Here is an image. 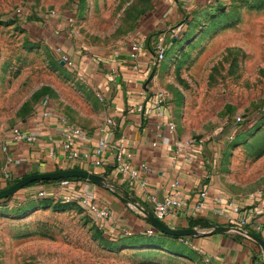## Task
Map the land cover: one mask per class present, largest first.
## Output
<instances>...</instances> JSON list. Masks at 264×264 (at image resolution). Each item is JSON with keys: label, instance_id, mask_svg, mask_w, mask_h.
Wrapping results in <instances>:
<instances>
[{"label": "rangeland", "instance_id": "374dc122", "mask_svg": "<svg viewBox=\"0 0 264 264\" xmlns=\"http://www.w3.org/2000/svg\"><path fill=\"white\" fill-rule=\"evenodd\" d=\"M150 35L167 50L155 89L202 154L203 183L238 199L264 190V0H0V136L47 98L80 125L98 123L96 76ZM52 184L45 196L30 190L41 183L0 200V264H209L197 238L124 236Z\"/></svg>", "mask_w": 264, "mask_h": 264}, {"label": "crops", "instance_id": "0c3cea01", "mask_svg": "<svg viewBox=\"0 0 264 264\" xmlns=\"http://www.w3.org/2000/svg\"><path fill=\"white\" fill-rule=\"evenodd\" d=\"M189 1L186 0V2ZM118 55L119 58H114L106 65L109 73L98 74L93 82L96 90L101 92L105 98V102H103L105 103L104 114L100 121L96 124L81 123V125L72 121L82 128L96 131L106 119L113 118V132L108 135V138L110 142H113L119 141L122 136L125 137L126 151L131 155L127 162L140 170V182L147 183L146 189L143 191L137 185L130 187L122 182V176L112 167L114 152L111 150H108L105 156L106 165L102 164L100 160L96 165L90 164L88 160L78 161L75 165H71L60 153L50 156V148L59 146L63 137L56 117L49 116L43 119L40 117V110L32 120H24L19 126L24 130L37 133L40 136L37 143H13L11 141L12 130L0 136V148L7 147V153L1 155L0 161V190L7 189L9 182L20 180L29 174L53 172L57 169H83L93 172L105 177L113 186V190L89 181L60 182L56 185L60 184L62 188L72 190V193L78 191L87 194L97 203L108 206L112 210V218L104 222L105 227L119 234L121 229H126L131 232L130 236H136L145 234L152 226L142 218L134 206L124 203L113 191L115 190L127 199L135 198L142 207L152 210L153 206L148 197L155 195L163 198L167 194L170 184L174 180H179L181 187L178 190V196L183 206L178 210L176 219L171 223L173 227L185 228L191 218H203L220 225L227 224L218 219L216 214V210L220 206V199L230 198L240 204H246V198L224 196L213 184V180L203 183V180L210 179V176L203 168L202 154L199 149L192 147V158L189 159L185 153L177 155L175 142H185L177 133L176 136H173L167 128L162 127L158 146L153 147L152 144L157 140L158 134L156 119L142 118L134 111V108L143 100L140 93L146 84L148 89L156 91L155 77L153 75L152 80L148 82L142 78L141 74L133 71L129 48L117 53ZM149 58V54L142 56L143 67ZM95 145L96 141L93 139L90 143L82 144V148L91 149ZM9 158L13 161L8 162ZM143 164L148 169H143ZM51 185L53 184L38 185L30 190L46 189ZM206 185L210 186V197L206 208L193 216L192 209L198 199L199 192ZM262 220L264 221V217ZM259 235L264 239V233ZM192 243L209 264H264L262 258L260 259V247L250 240L239 239L236 235L218 234L201 237L194 239Z\"/></svg>", "mask_w": 264, "mask_h": 264}, {"label": "built area", "instance_id": "2783aa9c", "mask_svg": "<svg viewBox=\"0 0 264 264\" xmlns=\"http://www.w3.org/2000/svg\"><path fill=\"white\" fill-rule=\"evenodd\" d=\"M166 51V44L163 37H158L154 42H152V35L132 40L129 44V56L132 61L133 71L141 74L142 78L148 82L151 81L157 67L164 60ZM146 54H149L150 58L145 68L142 66L141 58ZM61 55V62L69 67H73L74 62L71 60L69 54L62 52ZM140 95L143 100L134 108V111L140 114L142 118L156 119L158 134L156 136L157 140L154 141L152 145L153 147H157L158 140L161 137L162 127L167 128L173 136H176L177 127L172 119L171 106L163 91L148 89L147 84L145 88L142 89ZM97 96L100 101L105 102L104 95L101 92H98ZM39 114L43 119L49 116L56 117L61 130V136L63 137L59 146H52L50 148V156H55L60 153L65 156L67 162L71 165H75L78 161L82 160H88L90 164L93 165H96L100 160L102 164L106 165L105 156L108 150H111L114 152L112 167L122 176V182L130 187L137 185L143 191L146 189L147 183L145 181L140 182V170L127 162V159L130 158L131 155L126 151V146L124 145L125 137L122 136L119 141L113 142H110L108 138V135L113 132V118L106 119L96 131H90L82 128L74 121L50 108L48 98L44 101V107ZM39 139L40 136L35 132L24 130L19 126L12 128L11 141L13 143H37ZM93 139L96 141L95 147L91 149L82 148V144L90 143ZM175 144L177 155H183L185 153L189 156V159L193 157V155H191L193 151L192 144L189 141H177ZM4 153H7L6 146L0 148V161L1 155ZM12 161L11 158L8 159V162ZM142 168L148 169L144 164ZM208 185L204 186L199 192L198 199L192 209L193 216H196L206 208L210 197V186ZM111 187L113 189L112 185ZM180 187V181L174 180L163 198H159L155 195L148 197L153 206L151 211L159 220L169 226L173 220L176 219L178 210L183 206L178 196ZM39 195L45 196L46 190L41 189ZM62 199L66 203L80 202L87 205L94 215L103 222L109 221L112 218V210L108 206L97 203L90 196L82 192H74L71 195L62 197ZM220 200V206L216 210L218 219L223 220L225 223H234L235 225L233 226H239L247 231L258 234L264 233V221L262 220L264 217L263 189L248 194L246 197V204H240L230 198H222ZM157 232L158 231L152 227L146 234L148 236H154ZM120 234L130 236L131 232L126 229H121Z\"/></svg>", "mask_w": 264, "mask_h": 264}, {"label": "water", "instance_id": "95a60500", "mask_svg": "<svg viewBox=\"0 0 264 264\" xmlns=\"http://www.w3.org/2000/svg\"><path fill=\"white\" fill-rule=\"evenodd\" d=\"M175 41V40H174ZM62 64H64L62 62ZM72 178H82L86 181L92 182L98 186H105L108 188H112L111 184L106 180L105 177L95 174L93 172L83 170V169H68V170H60V171H53V172H46V173H37V174H30L25 176L24 178L17 181L11 187L0 190V200L7 199L18 191L22 190L26 186L34 183V182H41V181H59V180H66ZM113 190V189H112ZM116 196L121 199L124 203L130 204L136 208V210L140 213L142 218L151 225L154 229L162 234H166L173 237H191V238H201V237H209L218 234L226 235H239L243 238L250 240L256 243L261 250V257L264 263V239L258 237L251 233L250 231L245 230L239 226H228V225H216L212 229L208 230H201L198 228H181L177 229L167 225L166 223L159 220L154 213L142 207L137 199L131 198L127 199L120 195L115 190L113 191Z\"/></svg>", "mask_w": 264, "mask_h": 264}, {"label": "trees", "instance_id": "16d2710c", "mask_svg": "<svg viewBox=\"0 0 264 264\" xmlns=\"http://www.w3.org/2000/svg\"><path fill=\"white\" fill-rule=\"evenodd\" d=\"M56 171H60L59 169H57ZM30 175V174H29ZM66 180H83L84 181V179H82V178H72V179H66ZM66 180H59V181H48V180H46V181H41V182H34V183H32V184H30V185H28V186H26V187H29V186H33V185H35V184H52V183H57V182H62V181H66ZM17 181H19V180H15V181H13L10 185L12 186L13 184H15ZM8 184V186H10ZM10 186V187H11ZM25 187V188H26ZM9 188V187H8ZM216 225H220V224H216V223H213V222H211L210 220H207V219H203V218H196V219H190L189 220V224H188V226L190 227V228H197V227H199V228H201V229H212L214 226H216ZM225 225H228V226H232V225H235L234 223H227V224H225ZM251 232V231H250ZM251 233H253L254 235H256V236H258V237H261L258 233H255V232H251ZM157 234H161L160 232H157L156 233V235ZM236 237L237 238H239V239H242V240H245V238H243L242 236H239V235H236ZM259 257H260V254H259ZM262 257H260V259H261ZM256 260H257V258H255Z\"/></svg>", "mask_w": 264, "mask_h": 264}]
</instances>
